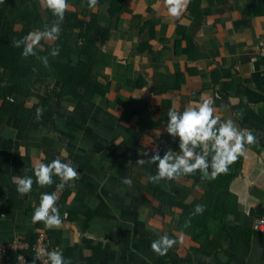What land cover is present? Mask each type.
Listing matches in <instances>:
<instances>
[{"label":"crops","instance_id":"0c3cea01","mask_svg":"<svg viewBox=\"0 0 264 264\" xmlns=\"http://www.w3.org/2000/svg\"><path fill=\"white\" fill-rule=\"evenodd\" d=\"M12 1L5 15L15 31L43 30L56 19L39 0ZM68 2L63 23L82 16ZM116 4L114 16L109 1L91 10L110 31L96 50L90 94L79 85L81 97L60 96L59 80L49 77L11 92L12 71L0 69V243L33 245L43 231L71 264H264V234L253 228L264 218V0H191L179 20L164 0ZM35 11L41 20L31 25ZM41 43L52 48L57 40ZM78 55L75 47L74 62ZM204 96L213 98L221 122L232 119L259 144L230 165L227 189L199 171L149 182L156 165L144 153L158 147L163 156L171 147L180 154L178 139L165 131L169 109L183 112ZM56 158L69 160L80 179L65 187L61 227L48 229L31 217L54 185L34 183L22 197L13 177L27 168L35 180L34 167ZM198 204L205 211L185 227ZM161 235L178 241L166 256L150 247Z\"/></svg>","mask_w":264,"mask_h":264},{"label":"clouds","instance_id":"9594fccd","mask_svg":"<svg viewBox=\"0 0 264 264\" xmlns=\"http://www.w3.org/2000/svg\"><path fill=\"white\" fill-rule=\"evenodd\" d=\"M4 0H0L3 3ZM42 7L51 11L56 18L50 26H45L43 30L37 29L27 33L20 39H14L12 46L22 48V58L36 57L45 68L50 69L49 56L56 57L60 53V48L51 49L49 56H39L37 49L41 47V41L55 42L60 38L61 25L65 18V13L71 10L68 0H39ZM167 13L171 18L179 20L187 10L191 0H164ZM88 8L95 11L99 5V0H87ZM214 100L210 96H204L200 101H192L183 112L176 108H170L167 113V123L165 131L175 141H179V153L167 147L163 156L157 147L149 156L148 161L156 165V174L148 177L149 182L159 184L161 181H178L181 177L195 175L197 171L202 179L214 180L220 174H226L230 165L234 164L239 157H246L253 145H258L259 140L254 133L247 129H240L232 119L221 122V117L216 114ZM41 115V110L37 109V118ZM143 165L145 159L137 160ZM33 176L27 175L25 168L23 177H13L16 183V191L20 196L29 195L33 190V184L39 187H50L55 184L54 177H58V190H63L66 185L71 186L80 179L78 169L68 162H62L60 158L53 159L50 163H39L32 170ZM123 184L131 187L132 181L124 177ZM59 196L57 192H44L40 194V203L35 207L31 217L32 222L43 223L45 228L59 229L62 225L60 209L57 207ZM206 206L198 204L185 221V227L191 224V217L202 215ZM67 216V213L64 214ZM151 224V221H149ZM176 239L168 235H161L151 242V250L158 256H166L170 249L177 244ZM179 243H183V235L179 238ZM42 257L47 259L44 264H71V260L64 257L60 250L46 251L37 248L32 264Z\"/></svg>","mask_w":264,"mask_h":264},{"label":"trees","instance_id":"16d2710c","mask_svg":"<svg viewBox=\"0 0 264 264\" xmlns=\"http://www.w3.org/2000/svg\"><path fill=\"white\" fill-rule=\"evenodd\" d=\"M27 1L24 0L20 5L25 6ZM73 1L78 8L82 7V16H68L67 22L62 23V32L60 38L54 47L60 48V53L56 57L49 56L52 48L46 46L45 49L38 48L37 53L39 56H49L50 69L45 68L41 61L36 57L22 58V48H15L12 46L14 39H20L27 35L32 28H24L21 31L13 29V22L9 16L5 15L8 7L12 4V0H4L0 3V69L6 68L12 71L10 78V90L14 92L21 88V83L27 88L31 86L33 80L35 82H42L49 78L57 79L60 82L58 95L60 96H78L81 94L77 92V87L82 85L85 88V93L90 94L89 91L94 90L95 82L91 78L92 70L95 65V54L99 47L100 41L107 38L110 28L106 25H101L100 16L93 13L87 5V0H68ZM109 1L111 4V16H114V8L116 7L117 0H99V6L102 3ZM120 6V5H119ZM51 12V11H50ZM28 14L29 23L35 25L41 19H37V12ZM34 16L32 19L30 16ZM51 16L52 13H51ZM42 44V43H41ZM75 44V46H72ZM79 44V45H78ZM78 45V46H77ZM75 47L79 48V61L74 62ZM36 71V77L32 79L30 76L32 72ZM57 89V90H58ZM99 90H95L97 92ZM47 103V102H45ZM44 103V104H45ZM11 106V105H10ZM233 175L227 172L217 176L215 182L224 186L226 189L229 187L233 179ZM29 260L32 262L34 257L28 255Z\"/></svg>","mask_w":264,"mask_h":264},{"label":"built area","instance_id":"2783aa9c","mask_svg":"<svg viewBox=\"0 0 264 264\" xmlns=\"http://www.w3.org/2000/svg\"><path fill=\"white\" fill-rule=\"evenodd\" d=\"M258 49L260 53L264 55V40L259 42ZM64 162L68 163L70 161L65 160ZM59 183L60 181L57 184ZM65 187L63 190H58L56 184H54L53 192H57V195L59 196L57 207L62 201ZM253 228L255 232L264 234V218L256 220ZM37 248H43L46 251L58 250L57 248L51 247L47 233L41 231L33 245L25 243L20 238L14 239L13 242L0 243V264H32L29 260L28 253L32 252L35 255ZM46 259V257H42L40 261L37 260V264H44Z\"/></svg>","mask_w":264,"mask_h":264}]
</instances>
